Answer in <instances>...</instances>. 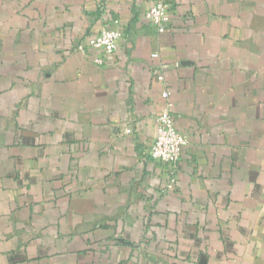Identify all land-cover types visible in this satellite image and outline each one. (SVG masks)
Returning <instances> with one entry per match:
<instances>
[{"label":"crops","instance_id":"crops-1","mask_svg":"<svg viewBox=\"0 0 264 264\" xmlns=\"http://www.w3.org/2000/svg\"><path fill=\"white\" fill-rule=\"evenodd\" d=\"M155 1L0 0V264H264V0Z\"/></svg>","mask_w":264,"mask_h":264},{"label":"built area","instance_id":"built-area-1","mask_svg":"<svg viewBox=\"0 0 264 264\" xmlns=\"http://www.w3.org/2000/svg\"><path fill=\"white\" fill-rule=\"evenodd\" d=\"M171 7L165 0H157L146 12V19L150 25L159 34L167 32L170 25ZM122 34L116 30L102 29L99 34L90 39L88 46L93 49L100 50L104 55H113L117 49V43ZM79 50H82L80 47ZM157 54H153L152 58H157ZM96 64L101 65L102 60H97ZM156 79L160 83H164L163 70ZM163 108L155 117L157 127L156 138L149 149V157L152 161L162 165L167 172V180L169 185L176 183V173L181 157V147L185 145L186 139L184 135L178 132L174 126L172 115V103L170 100V90L166 87L161 92ZM126 135L132 134V129L125 131Z\"/></svg>","mask_w":264,"mask_h":264}]
</instances>
